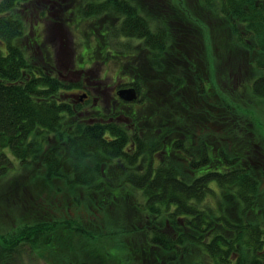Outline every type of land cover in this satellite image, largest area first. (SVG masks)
<instances>
[{
	"label": "trees",
	"instance_id": "16d2710c",
	"mask_svg": "<svg viewBox=\"0 0 264 264\" xmlns=\"http://www.w3.org/2000/svg\"><path fill=\"white\" fill-rule=\"evenodd\" d=\"M26 1L0 0V183L11 184L16 175L30 172L26 175L31 192L36 191L31 210L43 219H26L16 225L17 230L0 232V264L33 255L47 264H87L86 258L71 260L75 239L82 241L81 247L90 256L103 248L105 257L97 263L90 257L94 260L88 264H110V257H115L114 264H133L122 262L129 253L142 264H264V168L256 170L252 165L263 160L252 155L250 163L248 157L227 151L239 146V128L244 126L233 122L236 126L227 134L205 130V141L195 146L198 129L183 124L193 104L205 115L209 106L236 115V106L215 95L216 80L228 74L216 79L212 67L216 62L195 53V61L193 57L182 60L181 67L163 76L160 73L168 69L166 53L161 57L168 46L167 36L165 30L158 32L159 24L152 25L151 15L131 0H78L73 12H67L72 15L66 23L78 16L94 22L109 12L120 20L119 33L114 35L111 26L85 25L83 51L76 56V64L100 55L99 49L122 50L126 58L119 62L126 68L121 71L129 77L130 69L139 67L155 84L173 86L156 94L154 102L139 72L120 85L136 89L137 99L121 102L113 94L110 108L103 113L89 100L81 102L85 83L61 79L51 51L48 56L49 51H41L40 41L36 46L31 43ZM186 1L173 0L183 7L180 13ZM197 5L225 18L230 26V39L238 52L227 60L228 70L241 72L240 55L248 54L245 70H253V78L240 82V94L252 110H261L249 118L262 137L254 139L263 146L264 0H198ZM77 25L74 30L79 31ZM37 47L39 53L34 50ZM142 49L147 53L143 63L134 57ZM63 60L64 55H58V61ZM100 65L88 61L80 70ZM197 65L201 70L193 74L196 85L190 104V98L180 92L182 75ZM258 103L261 106H255ZM10 176L14 180L9 181ZM60 200L70 203L67 208L73 213H66L69 218H47L53 203ZM84 211L93 220L98 218V224L106 223L105 228L98 233L88 230ZM75 212L86 225L70 215ZM130 212L131 218L127 217ZM106 240L113 242L109 248L103 246ZM137 245L142 247L137 249Z\"/></svg>",
	"mask_w": 264,
	"mask_h": 264
},
{
	"label": "rangeland",
	"instance_id": "374dc122",
	"mask_svg": "<svg viewBox=\"0 0 264 264\" xmlns=\"http://www.w3.org/2000/svg\"><path fill=\"white\" fill-rule=\"evenodd\" d=\"M78 2V0H64L65 6L63 7V9L54 11L51 17L48 18L49 15L47 13L45 15L43 14V9L41 8V5H39V0H33L30 3V7L24 6L25 13H27L28 11L33 12V14L32 12H28V15L26 14V21L29 23L28 32L30 34H33L34 39H31L32 44H34L35 46L39 45L40 41V44L43 46V49L41 48V51H49L47 53L48 56H50L49 54L51 51V60L53 59L52 63L55 66L54 68L61 73V75H59L61 79H64L67 82L73 80L79 82L77 80V72L85 71L88 74V78L96 82L95 85L97 84L98 87L92 90V95L89 102L92 104V106H96L99 110L105 113V111L110 108V104L116 96L121 102H125L118 95H115L112 100V87L116 84H127L130 80V77H134V74H138L140 70L139 67L130 69V77L129 75H127L128 73L125 74L124 72H122L121 68L123 67L125 69L126 66H123V63L119 62V59L126 58V53L124 54V51L122 50L118 52L113 48H111V50L99 49L98 52L100 55H93L89 58H85L83 62L76 64V55H81L83 51L84 34L82 31L86 30L85 25L87 26L90 24H95L96 27L99 28H105L106 26L109 28L111 26L112 35H114V33L116 32L117 34L119 33V30H116V28L120 20L118 15H112L111 12H109L104 13L103 15L100 14L101 17L96 18L94 22L90 18H83L82 16H78L76 19L69 17V23H66V17H68L70 14L72 15V7H75V4H77ZM131 3L135 7L140 8L143 12L146 11L145 13L151 15V18L153 20L152 25L155 26V24H159L158 32L160 30H165L164 34L167 36L166 39L168 46L164 49L161 57L162 59H164V54L166 53L168 61L166 67L168 69L162 71L160 73L161 75L166 76L169 72H174L178 65L180 67L182 66V60L187 61L189 59H192L191 57L194 58L193 55L195 53H198L199 55L205 54L208 62H216L215 66H212L217 71L216 79L218 78V76H222V74H228V77L223 76L224 78L216 80L218 87L215 95H217L218 97L227 98V101L230 104L232 103L234 106H236V115H229L228 112L222 107L213 109L210 106L209 112L205 115L202 112L200 113V110L198 109V106H196V104L190 106L189 111L185 112L184 114L186 115V118L184 119L183 124L184 127L198 129V132L195 133L196 141L194 142V145L200 146L202 141H205L204 137H207V132H205V130L222 134H225V131L227 134L230 133V130L232 129L231 126H236L233 125L236 124L233 122H238L239 126H244L242 128H239V131L242 132L241 136L238 135L237 138L239 146H237L236 148L231 146L227 149L228 153L235 152V154H239L246 158L248 157V161L250 163H252V161L251 159L249 160V158H251V156L253 155L255 158L263 160V162H260L259 160V163H257L256 161L253 162L252 165L254 166V169L257 170L259 168H264V166H261L262 164H264V145L261 146L263 142L260 141L259 144L257 140L258 138L261 140L262 137L260 136L255 125L254 127L252 126L249 118V115L251 118L255 115H259L261 110H252V107L244 102L246 101V98H244L243 101V95L240 94V90H242L241 84L243 83L240 82L252 79L253 70H245V68H249L248 54H244L243 56L240 55L243 64V70L241 72L233 74L230 68L229 70L227 69V60H229V58H232L238 52V49H235L234 47L236 46H233V43L231 42V29L226 19H221L219 16L217 17L212 14H208L206 12V8L197 5L198 0H187L186 6L181 13L179 10H181L183 7L174 4L175 2H173V0H131ZM70 10H72V12L67 13ZM41 17L43 18L42 22L40 21ZM76 25L80 26V28H77L80 29L79 31L74 30V27H76ZM94 30L96 31L97 29L95 28ZM74 33H76L77 35ZM79 41L81 44H79ZM62 42H64V44H62ZM46 45H48V47ZM48 48H50L51 50H49ZM39 49L40 47H37V49L34 48V50H38V53ZM107 51L110 52L107 53ZM63 54H66L67 57H65L63 62H59L58 55ZM145 54H147L145 52V49H142V51L138 50L134 54V57L136 58V61L139 60L141 63H143L145 60ZM87 60L93 62L99 61L101 65L96 66L92 70L88 71L87 69L80 70L81 68L87 67ZM200 68L201 65H197L196 68L192 66L188 73H185L183 71L182 76L184 78V86H182L180 92L184 95L185 98H190V104L194 100V93H192V90H195L196 85L193 81V74L197 75L198 71L201 70ZM202 73L203 75L207 74L206 71ZM124 75H126L127 78L123 80L121 79V77ZM139 75V77H141L143 81H141L143 87L145 85L149 94L153 96L154 102H156V99L159 97L156 94H160L165 88H168L170 86V84L168 83V87L163 83L155 84L154 82L149 80V77L146 74H143L142 72H140ZM172 87L173 86L169 87L168 90L172 89ZM234 90L238 91V93L234 94ZM94 96L98 99L96 102V104L98 103L97 105H93ZM257 105L260 104H255V106ZM119 107L120 105L118 106V108ZM208 114H210L209 121L206 120ZM194 116L199 117L203 121L197 120V117ZM172 126L173 124L171 125V127ZM262 127L263 128L261 129V131L264 132V124L262 125ZM251 130L253 131V133H251ZM254 132H256V134H254ZM255 137L257 139H254ZM248 141L250 145L247 144ZM172 153L175 154V151ZM35 167H37V165H35ZM33 168L34 167L32 166L31 170ZM24 173L25 174L23 175H16L15 180L13 176H10L9 181L14 180L11 184L0 183V232L2 233H6L11 229L17 230L16 225L19 224L20 221H26V219H43L39 217L37 213L32 212L31 210V206L34 203L33 196L36 191L31 192V189L33 190V186L28 182L26 175V173L29 174L30 172L24 171ZM262 190H264V183L262 184ZM68 200L69 199H66V201ZM60 201L61 202H58L56 204L53 203L54 208L49 212V216L47 218H57L59 216H61V218H69L68 214L66 213H73L71 207L67 208L70 203L64 202L63 200ZM70 215L72 217L75 216L76 219H80L82 223H84V225L87 224V221L82 218L80 213L75 212V214ZM127 215V217L131 218L133 217V212L127 213ZM83 216L88 217L87 220L90 223L88 230L91 229L94 230V232L97 230L96 233H98L99 229L105 228L106 226V223L98 224V218L93 220V218L88 214L87 211H84ZM113 217V219L115 220L118 219L117 212L114 213ZM132 231L134 233L135 230L132 229ZM73 241L74 243L72 242V244L75 246L76 253L75 255H71V260H81L83 258H86L85 260H87L86 263L88 264L92 263L91 260L95 259L97 263L99 260L105 257L102 247H98L96 252H91L94 255L91 254L90 256V253H86L81 247L82 241L80 239H75ZM112 243V241L106 240V243L103 246H107V248H109ZM141 247L142 246L139 245L136 246L137 249H140ZM69 248H71V245L69 246ZM90 257H93L94 259L89 260L88 258ZM110 261L112 262H110V264L116 263L115 257H110ZM122 262L142 264L140 259L138 257H134L133 255H131V253H129V257L123 259ZM11 264H47V261L42 257L33 255L31 257H26L24 259L14 261Z\"/></svg>",
	"mask_w": 264,
	"mask_h": 264
},
{
	"label": "flooded vegetation",
	"instance_id": "af4514ba",
	"mask_svg": "<svg viewBox=\"0 0 264 264\" xmlns=\"http://www.w3.org/2000/svg\"><path fill=\"white\" fill-rule=\"evenodd\" d=\"M33 0H27L26 1V4L25 5H27L28 7H30L31 6V2H32ZM39 5H41V8L43 9L42 10V12H43V14L45 15L46 13L49 15L48 16V18L49 17H51V15H52V13L54 12V11H58V10H61V9H63V7L65 6V3H64V0H39ZM28 12H32V11H28ZM28 12L26 13L27 15H28ZM32 14H33V12H32ZM32 16V15H31ZM40 21L42 22L43 21V18L41 17L40 18ZM62 25V24H61ZM65 25V24H64ZM66 26V25H65ZM45 40V39H44ZM62 44H64V42H62ZM78 73V78H77V80L79 81V82H83V83H85L84 84V87H83V89H82V94H81V96L83 95V94H86L87 95V98L86 99H84V100H81V102H84L85 100H90V98H91V95H92V90L94 89V88H96V87H98L97 86V84L95 85V81H93V80H91L90 78H88V74L85 72V71H79V72H77ZM120 85L121 84H116V85H114L113 87H112V91H113V94H115V95H118V94H116V92H118V90H120V89H122V88H120ZM78 97V96H77ZM97 98L94 96L93 97V105H95L96 104V102H97ZM98 104V103H97ZM96 104V105H97Z\"/></svg>",
	"mask_w": 264,
	"mask_h": 264
},
{
	"label": "water",
	"instance_id": "95a60500",
	"mask_svg": "<svg viewBox=\"0 0 264 264\" xmlns=\"http://www.w3.org/2000/svg\"><path fill=\"white\" fill-rule=\"evenodd\" d=\"M118 96L124 100L125 102H132L137 99V92L134 88H122L117 92ZM87 98L86 94H83L80 97V100H84Z\"/></svg>",
	"mask_w": 264,
	"mask_h": 264
},
{
	"label": "bare ground",
	"instance_id": "6f19581e",
	"mask_svg": "<svg viewBox=\"0 0 264 264\" xmlns=\"http://www.w3.org/2000/svg\"><path fill=\"white\" fill-rule=\"evenodd\" d=\"M64 55V59H65V57H67V55L66 54H63ZM77 56V55H76ZM79 72V71H78ZM126 88H131V87H126ZM136 90V89H135Z\"/></svg>",
	"mask_w": 264,
	"mask_h": 264
}]
</instances>
